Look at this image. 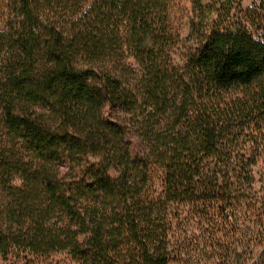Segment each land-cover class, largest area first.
I'll return each instance as SVG.
<instances>
[{
  "label": "trees",
  "instance_id": "trees-1",
  "mask_svg": "<svg viewBox=\"0 0 264 264\" xmlns=\"http://www.w3.org/2000/svg\"><path fill=\"white\" fill-rule=\"evenodd\" d=\"M189 2L6 0L0 259L264 264V0Z\"/></svg>",
  "mask_w": 264,
  "mask_h": 264
},
{
  "label": "rangeland",
  "instance_id": "rangeland-1",
  "mask_svg": "<svg viewBox=\"0 0 264 264\" xmlns=\"http://www.w3.org/2000/svg\"><path fill=\"white\" fill-rule=\"evenodd\" d=\"M6 0H0V23L4 21L5 16L8 13V10L5 6ZM178 5V10L180 11V17L182 18L183 25V37L187 39L189 37V28L187 25L188 13L190 10L189 0H176ZM245 5H249V2H246ZM191 44V41H186L184 45L175 52L176 62L182 63L185 60V57L188 52V47ZM14 184L21 185L22 180L17 177L14 181ZM13 260H10L9 263L0 259V264H13ZM33 264H80L75 258H73L67 252L52 254L48 257H42L37 259H32Z\"/></svg>",
  "mask_w": 264,
  "mask_h": 264
}]
</instances>
